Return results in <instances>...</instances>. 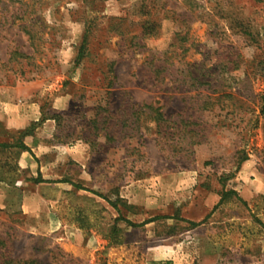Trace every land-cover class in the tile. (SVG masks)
I'll use <instances>...</instances> for the list:
<instances>
[{
  "label": "rangeland",
  "instance_id": "rangeland-1",
  "mask_svg": "<svg viewBox=\"0 0 264 264\" xmlns=\"http://www.w3.org/2000/svg\"><path fill=\"white\" fill-rule=\"evenodd\" d=\"M263 107L264 0H0V253L264 264Z\"/></svg>",
  "mask_w": 264,
  "mask_h": 264
},
{
  "label": "crops",
  "instance_id": "crops-1",
  "mask_svg": "<svg viewBox=\"0 0 264 264\" xmlns=\"http://www.w3.org/2000/svg\"><path fill=\"white\" fill-rule=\"evenodd\" d=\"M174 176L178 177H187V172H174ZM253 170L251 169V164L246 163L242 166V168L237 172L234 181H236L237 186L233 187L237 190L239 196L244 200H251L255 196L264 193V176H256V178H252ZM192 178V176H190ZM194 177V176H193ZM196 178V177H194ZM185 182V181H184ZM192 181H186V184H190ZM220 184L217 175H211L210 182H208L202 189L204 190L203 195L201 197H196V195H187L188 192H185L184 196L179 197L176 205L179 206L182 210L183 216H185V212L188 206H192L197 204L199 207L201 206L202 209L205 211L203 218L211 215L214 211L215 207L219 204L221 200V195L224 192L220 190L218 187ZM184 188V186H183ZM227 190V187L225 188ZM190 194V193H189ZM189 218V217H188ZM190 220H194L193 217H190Z\"/></svg>",
  "mask_w": 264,
  "mask_h": 264
},
{
  "label": "trees",
  "instance_id": "trees-1",
  "mask_svg": "<svg viewBox=\"0 0 264 264\" xmlns=\"http://www.w3.org/2000/svg\"><path fill=\"white\" fill-rule=\"evenodd\" d=\"M26 32L30 35L31 38L34 37V32H32L30 29H27ZM83 56H84V51L81 50L79 55H78V60L81 59ZM263 111H264V107H263ZM0 146L7 147V146H13V145H11L9 143H5V142H0ZM15 146H18L20 148H23V149L31 151L30 147H28L22 141L17 143ZM38 180L39 181H44V179H42V177H40V176H39ZM229 192H231V191H224L222 193L220 202H222L226 198V196L229 194ZM152 220H154V219H149V220H147L145 222L147 223V222H150ZM0 264H46V263H43L42 261L36 260V259L23 260V259L11 258V257H4L2 255V253H0Z\"/></svg>",
  "mask_w": 264,
  "mask_h": 264
}]
</instances>
